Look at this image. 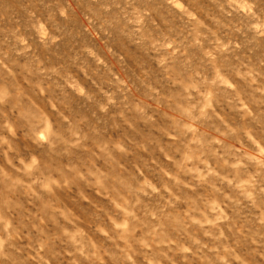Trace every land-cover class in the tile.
Segmentation results:
<instances>
[{
  "label": "clouds",
  "instance_id": "9594fccd",
  "mask_svg": "<svg viewBox=\"0 0 264 264\" xmlns=\"http://www.w3.org/2000/svg\"><path fill=\"white\" fill-rule=\"evenodd\" d=\"M0 264H264V0H0Z\"/></svg>",
  "mask_w": 264,
  "mask_h": 264
}]
</instances>
